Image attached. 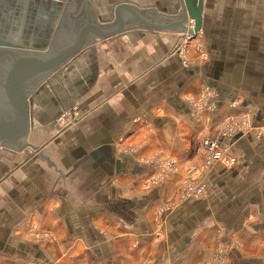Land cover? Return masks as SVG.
Returning <instances> with one entry per match:
<instances>
[{
  "label": "crops",
  "instance_id": "0c3cea01",
  "mask_svg": "<svg viewBox=\"0 0 264 264\" xmlns=\"http://www.w3.org/2000/svg\"><path fill=\"white\" fill-rule=\"evenodd\" d=\"M67 1L1 0L0 27L46 53ZM202 15L187 52L183 32L127 30L32 92L38 148L0 147V264H201L221 249L264 264V0H204ZM244 116L253 127L223 144L234 165L203 171V141ZM186 178L206 196L182 200Z\"/></svg>",
  "mask_w": 264,
  "mask_h": 264
},
{
  "label": "water",
  "instance_id": "95a60500",
  "mask_svg": "<svg viewBox=\"0 0 264 264\" xmlns=\"http://www.w3.org/2000/svg\"><path fill=\"white\" fill-rule=\"evenodd\" d=\"M203 1L68 0L46 53L0 34V147L38 148L27 143L33 123L30 95L81 49L137 28L196 37L203 26ZM188 19L193 28L185 24Z\"/></svg>",
  "mask_w": 264,
  "mask_h": 264
},
{
  "label": "built area",
  "instance_id": "2783aa9c",
  "mask_svg": "<svg viewBox=\"0 0 264 264\" xmlns=\"http://www.w3.org/2000/svg\"><path fill=\"white\" fill-rule=\"evenodd\" d=\"M194 21L190 20V28H193ZM194 38L193 35L188 33L184 34V45L180 46L179 50L181 53L183 52V48L185 47L186 42L188 43L190 40ZM183 44V43H182ZM181 44V45H182ZM184 53V52H183ZM242 121H237L232 117H227L224 119L221 124L219 125L217 133L204 141V164L202 166V170L206 171L215 165H224V166H233L234 160L230 159L226 156L223 151V144L226 140L231 139L238 133H242L251 129L252 123L249 116H244ZM227 127V130H226ZM264 134V129L260 131V134ZM165 170L169 173L178 172L179 166L175 161H171ZM172 169V171H169ZM207 194L206 187L203 183L186 178L183 183L182 187V195L181 199H201L204 198Z\"/></svg>",
  "mask_w": 264,
  "mask_h": 264
},
{
  "label": "rangeland",
  "instance_id": "374dc122",
  "mask_svg": "<svg viewBox=\"0 0 264 264\" xmlns=\"http://www.w3.org/2000/svg\"><path fill=\"white\" fill-rule=\"evenodd\" d=\"M0 16H1V13H0ZM25 19L27 21V17L24 18V20ZM10 30L13 31V30H16V29H10V28H5V27H0V34L3 35L4 37L5 36L9 37L11 34L14 35L15 34V31L12 33V32H10ZM193 41H194V38L192 40H190L188 43L186 42L185 47L183 48V52H187V49L192 45ZM183 45H184V41H183V44L181 46H183ZM196 48L199 49V51L201 52V54L203 53V47H202V45L197 44ZM205 57H206V55H205ZM242 120H243L242 118L239 119V120L237 119V121H242ZM226 130H227V127H226ZM204 141H203V147H204ZM203 150H204V148H203ZM159 160H161V159H159ZM171 161H173V160H167L166 159L164 161L165 168L167 167L166 165H168ZM203 164H204V162H203ZM169 171H172V169H170ZM179 171H180V167H179ZM179 171L178 172H172L171 175H177V174H179ZM184 180L182 181V184L184 183ZM32 230H35L36 231L35 234H34V239L38 240L39 243H49V244H52V243H54V242L57 241V237H55L52 233H49V232H47L45 230L43 231L42 229H40L38 227H35ZM157 236L158 237H161L159 234H157ZM225 254L226 253L224 252V250H222V249L221 250H218V251H216L214 258L211 261H209V262L207 261L206 263H201V264H225L226 263V257H225L226 255Z\"/></svg>",
  "mask_w": 264,
  "mask_h": 264
}]
</instances>
